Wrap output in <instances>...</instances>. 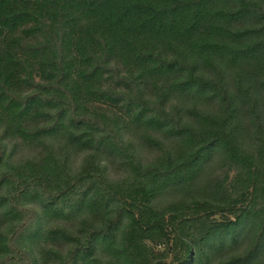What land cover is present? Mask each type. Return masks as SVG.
<instances>
[{
	"label": "trees",
	"instance_id": "1",
	"mask_svg": "<svg viewBox=\"0 0 264 264\" xmlns=\"http://www.w3.org/2000/svg\"><path fill=\"white\" fill-rule=\"evenodd\" d=\"M171 254L264 264V0H0V264Z\"/></svg>",
	"mask_w": 264,
	"mask_h": 264
},
{
	"label": "rangeland",
	"instance_id": "2",
	"mask_svg": "<svg viewBox=\"0 0 264 264\" xmlns=\"http://www.w3.org/2000/svg\"><path fill=\"white\" fill-rule=\"evenodd\" d=\"M226 218H233V215L230 214H221V215H216V219L218 220H225ZM150 246L154 249L155 253H160L162 252L165 248L171 247L172 248V243L169 245H159V246H154L153 244H150ZM174 246V244H173ZM172 253V252H171ZM165 264H176L175 261H173V255L171 254L168 259L164 260Z\"/></svg>",
	"mask_w": 264,
	"mask_h": 264
}]
</instances>
